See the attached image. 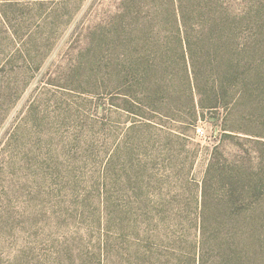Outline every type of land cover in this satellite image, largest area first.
Returning a JSON list of instances; mask_svg holds the SVG:
<instances>
[{"label": "trees", "instance_id": "obj_1", "mask_svg": "<svg viewBox=\"0 0 264 264\" xmlns=\"http://www.w3.org/2000/svg\"><path fill=\"white\" fill-rule=\"evenodd\" d=\"M53 1L0 0V128L9 113L5 105L18 100L67 24L64 15L71 2ZM263 10L238 0H121L102 29L104 61L117 95L124 98L120 107L137 119L106 164L103 188H97L103 195H73L78 212L72 219L82 224L77 229L80 245H68L46 264H259L264 156L255 168L245 159L231 162L216 150L201 194L196 189L188 199L173 192L150 194L164 182L154 179L148 150L183 139L165 117L184 118L189 124L199 117L226 122L220 111L249 87L245 41ZM91 53L81 50L74 65L61 69L65 77L86 69ZM36 105L33 101L25 123L39 131L29 132L26 147L37 139L42 152L55 145L57 153L64 154V141L56 144L55 134L47 129L50 123ZM23 123L10 133L14 145L24 142ZM229 130L224 127L225 133ZM112 162L121 163L125 171L111 182L122 192L116 197L103 193ZM174 165L171 156L162 160L166 185L173 181L176 189H195L191 179L183 183V168L174 172ZM79 183L71 182L75 188ZM213 193L222 210L207 203ZM186 206L194 207V213L189 215Z\"/></svg>", "mask_w": 264, "mask_h": 264}, {"label": "rangeland", "instance_id": "obj_2", "mask_svg": "<svg viewBox=\"0 0 264 264\" xmlns=\"http://www.w3.org/2000/svg\"><path fill=\"white\" fill-rule=\"evenodd\" d=\"M238 1L249 2L255 10L264 7V0ZM67 2H71L64 15L67 24L57 33L53 51L18 100L5 105L9 113L0 128V264H46L68 245H80L77 229L82 224L72 219L78 212V198L73 195H103L97 188H103L106 164L137 119L120 107L124 98L117 95L104 61L102 29L119 10L121 0ZM248 34L245 43L251 69L249 87L237 96L235 103L220 111L225 124L203 117L193 124L184 118L163 119L183 139L159 143L148 150L153 160L152 175L165 186L156 185L151 195L173 192L189 199L196 189L200 195L209 159L216 150L231 162L245 159L247 166H259L264 156V10ZM81 50H92L86 69L79 73L74 70L71 77H65L61 69L74 65ZM33 101H38L40 114L50 123L47 129L55 134L56 144L64 141V154L62 150L57 153L55 145L42 152L37 139L30 140L32 144L26 147L29 132L39 131L25 123ZM18 123L24 125V142L14 145L9 137ZM198 127L203 128L204 134L197 135ZM224 127L230 129L227 133L231 135L225 133ZM167 156L175 160L177 165L173 168L178 166L174 172L183 168V183L186 185L189 178L195 189H176L173 181H167V187L161 175L162 160ZM124 172L121 163L112 162L107 171L109 187L104 194L122 195L111 182L120 180ZM75 180L80 182L78 188L72 187ZM87 186L92 187L86 190ZM207 203L213 210L223 209L217 207L214 193ZM185 210L189 215L195 211L192 206ZM222 222L231 227L229 220ZM210 225L213 228L215 224ZM91 232L97 235L95 229ZM258 263L264 264V244Z\"/></svg>", "mask_w": 264, "mask_h": 264}, {"label": "built area", "instance_id": "obj_3", "mask_svg": "<svg viewBox=\"0 0 264 264\" xmlns=\"http://www.w3.org/2000/svg\"><path fill=\"white\" fill-rule=\"evenodd\" d=\"M202 134H204L203 128L202 127H198L197 128V135H202Z\"/></svg>", "mask_w": 264, "mask_h": 264}]
</instances>
